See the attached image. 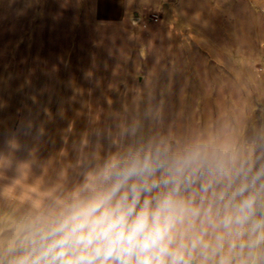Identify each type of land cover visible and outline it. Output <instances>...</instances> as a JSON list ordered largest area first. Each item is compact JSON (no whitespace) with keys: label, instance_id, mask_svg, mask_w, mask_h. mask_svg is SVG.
<instances>
[{"label":"rangeland","instance_id":"374dc122","mask_svg":"<svg viewBox=\"0 0 264 264\" xmlns=\"http://www.w3.org/2000/svg\"><path fill=\"white\" fill-rule=\"evenodd\" d=\"M94 1L0 0L4 230L33 206L92 182L110 158L149 139L184 143L221 134L253 159L264 154V112H257L258 126L253 92L249 97L242 83L207 68L194 47L201 39L179 40L172 58L159 14L131 12L139 24L120 29L93 17ZM243 74L250 76L245 67Z\"/></svg>","mask_w":264,"mask_h":264},{"label":"clouds","instance_id":"9594fccd","mask_svg":"<svg viewBox=\"0 0 264 264\" xmlns=\"http://www.w3.org/2000/svg\"><path fill=\"white\" fill-rule=\"evenodd\" d=\"M197 259L264 264V154L253 159L221 134L131 145L92 182L33 206L10 229L0 224V264Z\"/></svg>","mask_w":264,"mask_h":264},{"label":"crops","instance_id":"0c3cea01","mask_svg":"<svg viewBox=\"0 0 264 264\" xmlns=\"http://www.w3.org/2000/svg\"><path fill=\"white\" fill-rule=\"evenodd\" d=\"M94 3L93 17L99 23L120 29L139 24L140 18L132 19L131 12L141 9L159 14L157 27L171 42L172 58L173 47L179 40L190 43L193 38L201 39L194 47L209 61L207 68L242 83L249 97L253 92L252 120L259 126L257 112L260 109L264 112V0H95ZM104 13L113 15L102 16ZM194 47L185 52L187 64ZM244 67L249 77L243 74Z\"/></svg>","mask_w":264,"mask_h":264}]
</instances>
